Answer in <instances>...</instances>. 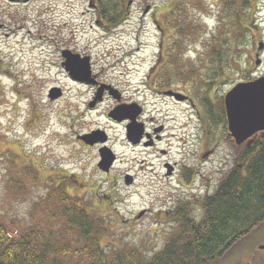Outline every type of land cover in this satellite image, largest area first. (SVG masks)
Returning a JSON list of instances; mask_svg holds the SVG:
<instances>
[{
	"label": "rangeland",
	"instance_id": "obj_1",
	"mask_svg": "<svg viewBox=\"0 0 264 264\" xmlns=\"http://www.w3.org/2000/svg\"><path fill=\"white\" fill-rule=\"evenodd\" d=\"M214 1L125 0L127 19L112 30L100 23L92 0H0V221L14 227L28 223L42 184L58 172L75 176L70 185L77 194L105 214L102 242L149 254L163 247L179 225L171 211L183 199L201 200L213 192L237 152L219 98L235 82L264 75V49L255 65L264 43V0L240 33L218 24ZM227 31L235 38L224 37ZM62 49L89 55L124 102L142 103V119L163 126L161 138L151 146L128 143L124 124L107 117L116 104L111 97L88 108L93 90L69 78L60 65ZM209 72L213 85L207 89L197 76L209 79ZM167 81L186 93L191 89L195 108L158 96ZM56 89L59 96L50 99ZM208 91L215 109L209 118L199 107L200 95ZM97 127L105 130V146L117 157L108 173L97 167L101 145L78 142ZM166 163L172 166L169 175ZM36 166L43 171H35L36 186L14 193L12 175L19 171L21 183L29 184L22 172ZM183 168L192 171L188 180L181 177Z\"/></svg>",
	"mask_w": 264,
	"mask_h": 264
},
{
	"label": "trees",
	"instance_id": "obj_2",
	"mask_svg": "<svg viewBox=\"0 0 264 264\" xmlns=\"http://www.w3.org/2000/svg\"><path fill=\"white\" fill-rule=\"evenodd\" d=\"M93 1L105 28L113 30L127 19L125 0ZM262 1L215 0L212 7L219 25L223 22L226 30L232 26L240 33L249 17L256 18ZM224 37L235 38L228 31ZM239 43L236 41V46ZM206 78L197 76L209 89L213 85L210 72ZM209 93L200 95L201 113L208 118L215 114ZM257 145L246 149L236 146L232 165L221 175L215 190L194 205L200 210L198 219L187 217L183 204L176 207L172 217L179 223L177 231L151 254L134 246L113 248L112 242H102L107 232L105 214L98 213L99 205L77 194L70 185L75 176L57 172L56 179L53 175L42 184L44 192L33 203L28 223L14 227L13 222L8 226L7 221H0V264H209L264 222V147ZM24 159V163L29 161ZM33 168L22 172L29 184L21 183L19 171L12 175L9 185L14 193L23 195L32 183L36 186L35 171H43L41 166Z\"/></svg>",
	"mask_w": 264,
	"mask_h": 264
},
{
	"label": "water",
	"instance_id": "obj_3",
	"mask_svg": "<svg viewBox=\"0 0 264 264\" xmlns=\"http://www.w3.org/2000/svg\"><path fill=\"white\" fill-rule=\"evenodd\" d=\"M27 1V0H24ZM262 43H259L258 49H262ZM61 55L64 59L62 66L68 73L69 77L77 82L86 85L95 84L96 82L91 76L90 57L70 50H62ZM260 60L256 59L255 64H259ZM109 90V93L118 101L120 96L109 85H100L93 101L90 103L92 107L97 101L102 99L103 90ZM59 96V90H52L49 94L50 99ZM224 108L226 114L228 136H231L236 145H241L253 133L264 129V75L256 79L239 82L234 85L224 95ZM140 113V108L136 103L118 104L109 113L108 116L114 120H130L126 125L127 139L136 144L142 137L141 125L134 122L136 116ZM93 131V133L80 136V139L89 145L105 141L103 133ZM115 154L106 146L99 148V162L97 167L108 172L113 162ZM132 178L129 175L125 177V183L130 184Z\"/></svg>",
	"mask_w": 264,
	"mask_h": 264
},
{
	"label": "flooded vegetation",
	"instance_id": "obj_4",
	"mask_svg": "<svg viewBox=\"0 0 264 264\" xmlns=\"http://www.w3.org/2000/svg\"><path fill=\"white\" fill-rule=\"evenodd\" d=\"M93 4L94 5L92 6V8H94L96 10L95 3H93ZM81 55L83 56L86 54L81 53ZM260 55H261V51L255 52L256 58L257 57L260 58ZM90 61H91V76L96 83L87 85L90 88H92V90H93V92L90 96V99H89L90 101L88 100V102H87V107L91 108L90 103L93 101L94 96H95L98 88L100 87V85H109L113 88V90H115L118 93V95L120 96V99L117 102L115 100V98L113 97V95H111L109 93V90L104 89L103 93H102L101 101H103L106 97H111L116 102L115 106L117 104L136 103L140 108V113L136 116L134 122L137 123L138 125L139 124L141 125L142 137H141L140 141L136 144H133L129 140H127L128 143H130L132 146H135V147L140 146V145H142V146L150 145L151 146L153 144L154 140L160 139L161 138L160 132L163 130V126L162 125H155V124H151V123L147 124L145 122V120L142 119L143 114H144V110H145L143 104L140 102H137V101H133V100L129 101V102H124L122 100V92L117 90V88L112 86L110 83L104 82L103 79L100 77L99 73H97L95 71L92 58H90ZM61 64H62V60H61ZM225 80L227 82L228 78L224 79V81ZM245 80H248V79H245ZM245 80H242V81H245ZM168 81L165 82V86H163V89L156 92L158 94V96H160L161 98H164V99L167 98L174 104L184 103V104H189L195 108V106H196L195 102L197 100H195V96L192 95V93H191L192 90L189 89V90H187V93H186V91L184 92L183 90H179V88H174L173 85L166 86L168 84ZM220 82H221V80L219 81V83ZM79 84H81V83H79ZM180 84H182V83L180 82ZM81 85H86V84L83 83ZM233 85H230L228 87V90L231 89V87H233ZM101 101L96 102L92 106V108H95L98 104L101 103ZM199 107L201 110V105ZM221 108H223L224 120H226L224 106H223V96L221 98H219V109L221 110ZM200 110H199V108H197V114L200 113ZM107 117L112 122L123 123L124 127H125V132H126V125L130 122V120L124 119L121 121H117V120L112 119L108 115H107ZM96 129H100V130H98V131H100L99 133H101V134L103 133V137L106 138L105 141L107 142L108 141V135L105 132V130H103L99 127H97ZM78 142L79 143L81 142V143L88 145L87 143L83 142L82 140L78 141ZM230 142H232V141L230 140ZM254 143H255V146L259 143V149L261 147H264V130H260V131L253 133L241 146H243V148L246 149L247 146H252ZM97 145H99V144L98 143L93 144V146H97ZM88 146H91V145H88ZM257 148H258V145H257ZM165 167L167 169L166 175L171 174L172 166H170L169 164L166 163ZM191 174H192V171L188 170V168H183L181 171V177L185 178L186 180H188L190 178ZM198 198H199L198 195H196L195 197H190V198L181 200L180 205L181 204L184 205V208L186 209L185 212H186L187 217L198 219V217L200 216V214H199L200 210L194 211V205L198 203ZM175 209H176V207L174 208V210ZM173 213H174V211H171V216L173 215ZM169 216H170V214H169ZM171 218L173 219V217H171ZM174 220L177 221V219H174ZM209 264H264V223H261L260 225L256 226L252 230H250L245 236L241 237L237 242H235L227 251H225L220 256L216 257V259L213 262H209Z\"/></svg>",
	"mask_w": 264,
	"mask_h": 264
}]
</instances>
